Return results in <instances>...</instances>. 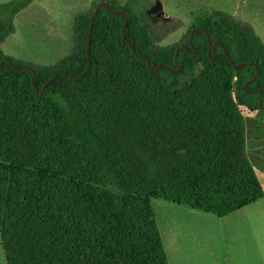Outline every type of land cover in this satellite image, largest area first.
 <instances>
[{
	"label": "trees",
	"instance_id": "trees-1",
	"mask_svg": "<svg viewBox=\"0 0 264 264\" xmlns=\"http://www.w3.org/2000/svg\"><path fill=\"white\" fill-rule=\"evenodd\" d=\"M34 0L0 3V238L8 264H170L152 198L226 217L264 198L241 106L264 111V43L223 12H200L181 42L158 48L147 18L116 0L74 23L54 65L4 53ZM208 30L216 47L209 52ZM171 31L163 25L162 35ZM162 38V37H159ZM182 45H185L183 47ZM178 51V63L175 61ZM228 51L236 70L225 54ZM152 68L164 66L160 72ZM35 74L34 82L32 76ZM44 90L42 97L41 91Z\"/></svg>",
	"mask_w": 264,
	"mask_h": 264
},
{
	"label": "rangeland",
	"instance_id": "rangeland-1",
	"mask_svg": "<svg viewBox=\"0 0 264 264\" xmlns=\"http://www.w3.org/2000/svg\"><path fill=\"white\" fill-rule=\"evenodd\" d=\"M10 1L13 0H0V3ZM99 1L102 0L94 2L86 12L93 11L94 4ZM118 2L122 7L132 2V10L139 16L148 15L147 11L157 2L162 4L160 16L154 14L148 15L152 18H147L148 35L158 48L179 44L194 25L197 14L214 11L228 14L236 21L252 27L264 43V0ZM50 7V13L55 18L48 21L46 28L43 27L47 34L42 32V26L32 28L28 13H23L26 15L22 14L15 21L16 35L2 45L5 54L46 66L71 56L74 48L75 7L69 4L58 10L53 1ZM163 25L171 31L169 35L161 36ZM240 109L245 118L248 156L264 187V111H250L243 106ZM153 206L159 224L163 225L165 221L164 225L181 235L185 253L188 257L192 256V260H197V264H264V199L226 217L165 198H153ZM0 264H8L1 238Z\"/></svg>",
	"mask_w": 264,
	"mask_h": 264
},
{
	"label": "crops",
	"instance_id": "crops-1",
	"mask_svg": "<svg viewBox=\"0 0 264 264\" xmlns=\"http://www.w3.org/2000/svg\"><path fill=\"white\" fill-rule=\"evenodd\" d=\"M52 1L56 3V8L58 10H62V8H66L65 5H69V4L73 5L75 7L74 10L76 12L74 14L76 17L78 15L77 12H86L91 6H93V3L97 2L98 0H34V2L29 6L28 9H26L24 12L22 11V13H20L16 17L15 21H18V19L20 17H22L21 15L23 13H28V15H29L28 20H30L32 28H35L36 26H42V28L43 27L46 28V26L49 25L48 21H50V19L54 20V18H55L50 13L52 10L50 7V3ZM102 1H104V0H102ZM105 1H107V0H105ZM99 2H101V1H99ZM23 15H26V14H23ZM44 28H43L42 32L44 31V34H47L46 29H44ZM16 33H17V31L13 35H11L8 39H10L12 36L16 35ZM6 41L2 45H4L6 43ZM73 41H74V39H73ZM73 50H74V48H73ZM16 59H18V58H16ZM152 202H153V198H152ZM256 203H254V204H256ZM254 204H252V205H254ZM157 219H158V216H157ZM158 224H159V220H158ZM164 224H165V221L163 222V225H161V223H160L159 228H160V231L162 230L161 234H162L164 246H165L170 264H197V262H198L197 260H192V256L188 257V255L185 253L186 250L184 248L183 239H182L181 235H178L177 231H175V230L172 231V228H169V227H167V225H164ZM163 227H164V229H162Z\"/></svg>",
	"mask_w": 264,
	"mask_h": 264
},
{
	"label": "water",
	"instance_id": "water-1",
	"mask_svg": "<svg viewBox=\"0 0 264 264\" xmlns=\"http://www.w3.org/2000/svg\"><path fill=\"white\" fill-rule=\"evenodd\" d=\"M101 7H104L106 10H108L110 13H112L114 15H120V16H123L124 17V19H125V25H124V28L122 30L123 38L126 41V43L131 46V48L133 50V53L136 56L138 55L137 50H136V47L127 39V37L125 35L126 30H127V27H128V24H129V16H128V14L126 12H124L123 10H115V9L111 8L110 5H108L106 3L99 4L95 8V10H94V14H93V18H92V23H91V26H90V32H89V44H88V60H89V66H88L86 72L84 74H82L80 77L75 78V80H79L82 77L86 76L90 72V70H91V62H90V60H91V57H90L91 34H92V30H93L94 21H95L96 16H97L99 10L101 9ZM162 10H163L162 4L160 2H157L154 7H152L150 10L147 11V14L148 15L157 14V15L160 16L161 13H162ZM196 34H206L207 35L209 52L212 50L213 53H214V57H216V47H217L218 44H221V43L220 42L212 43V39H211V36H210L208 30H194L191 33V37H190V44L191 45H192L193 37ZM182 46L185 47V45H182ZM224 50H225V54H226L227 58L229 59V61L231 62V64L234 65V67H235L236 70H240V69H242L246 65H252V64H245V63L235 65L234 62H233V59L230 56V54L228 53V51L226 49H224ZM178 51H179V48L177 49L176 56H175V61H176V65H177L178 69L176 71H173L171 68H167L166 67V69L168 71H170V72H172L174 74H178L180 72V66H179V63H178ZM140 58H142V59H144V60L147 61L148 68L151 69L153 72L158 73L162 69L165 68L164 66H157L155 68H152V63H151V60L150 59H148L146 57H140ZM0 70H2V68H0ZM259 72H260L259 71V67L257 66V71H256V74H255V77L245 85L246 91L248 93H250V94H257V93H263L264 92V90H262V89L255 90V91L248 90L249 85L256 82V80H257V78L259 76ZM34 78H35V74H33V76H32V83L34 85L35 90L37 91V87L35 85ZM43 92H44V90L41 91L40 97H42Z\"/></svg>",
	"mask_w": 264,
	"mask_h": 264
}]
</instances>
